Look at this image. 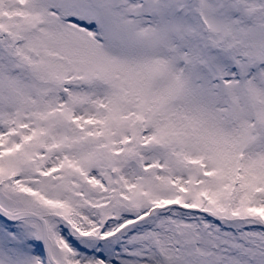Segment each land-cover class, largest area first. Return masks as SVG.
Instances as JSON below:
<instances>
[{"label": "snow or ice", "instance_id": "obj_1", "mask_svg": "<svg viewBox=\"0 0 264 264\" xmlns=\"http://www.w3.org/2000/svg\"><path fill=\"white\" fill-rule=\"evenodd\" d=\"M0 264H264V0H0Z\"/></svg>", "mask_w": 264, "mask_h": 264}]
</instances>
